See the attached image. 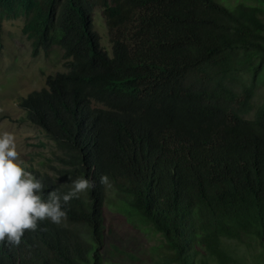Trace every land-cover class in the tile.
Instances as JSON below:
<instances>
[{"label":"trees","instance_id":"16d2710c","mask_svg":"<svg viewBox=\"0 0 264 264\" xmlns=\"http://www.w3.org/2000/svg\"><path fill=\"white\" fill-rule=\"evenodd\" d=\"M245 1L0 0V31L22 18L32 54L58 47L65 67L18 103L69 157L59 182L33 173L43 198L96 182L61 224L0 243V264H113L106 209L150 224L164 264H264V0Z\"/></svg>","mask_w":264,"mask_h":264},{"label":"rangeland","instance_id":"374dc122","mask_svg":"<svg viewBox=\"0 0 264 264\" xmlns=\"http://www.w3.org/2000/svg\"><path fill=\"white\" fill-rule=\"evenodd\" d=\"M217 1L231 9L245 0ZM23 26L22 18L6 19L0 31V133L14 136L18 158L27 171L49 175L59 182L61 172L70 166L69 157L43 129L26 119L18 103L30 92L42 88L47 76L62 72L65 67L58 47L33 55ZM93 29L99 35L102 48L109 52L111 43L99 9L93 14ZM262 100L264 68L255 82L253 102L257 105ZM103 214L104 233L111 229L115 236L107 251L113 264H164L168 250L162 236L150 224L127 212L106 209ZM97 248L101 253L102 249ZM206 264L217 263L208 257Z\"/></svg>","mask_w":264,"mask_h":264},{"label":"clouds","instance_id":"9594fccd","mask_svg":"<svg viewBox=\"0 0 264 264\" xmlns=\"http://www.w3.org/2000/svg\"><path fill=\"white\" fill-rule=\"evenodd\" d=\"M18 156L14 136L0 133V243L6 246L18 245L25 230L36 231L40 221L61 224L67 218L68 202L93 190L96 183L88 176H78L71 180L67 192L52 190L44 199L42 180L27 171ZM99 183L112 188L106 174L100 176Z\"/></svg>","mask_w":264,"mask_h":264},{"label":"bare ground","instance_id":"6f19581e","mask_svg":"<svg viewBox=\"0 0 264 264\" xmlns=\"http://www.w3.org/2000/svg\"><path fill=\"white\" fill-rule=\"evenodd\" d=\"M44 177V176H43Z\"/></svg>","mask_w":264,"mask_h":264}]
</instances>
